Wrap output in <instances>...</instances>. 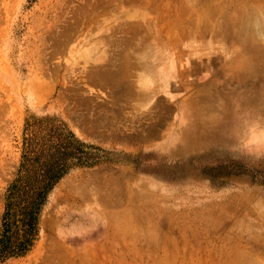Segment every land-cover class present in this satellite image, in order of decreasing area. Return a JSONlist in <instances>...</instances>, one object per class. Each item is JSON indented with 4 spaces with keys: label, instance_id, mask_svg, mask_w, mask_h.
<instances>
[{
    "label": "rangeland",
    "instance_id": "rangeland-1",
    "mask_svg": "<svg viewBox=\"0 0 264 264\" xmlns=\"http://www.w3.org/2000/svg\"><path fill=\"white\" fill-rule=\"evenodd\" d=\"M41 119L96 161L0 264H264V0H0V237Z\"/></svg>",
    "mask_w": 264,
    "mask_h": 264
},
{
    "label": "trees",
    "instance_id": "trees-1",
    "mask_svg": "<svg viewBox=\"0 0 264 264\" xmlns=\"http://www.w3.org/2000/svg\"><path fill=\"white\" fill-rule=\"evenodd\" d=\"M65 123L35 120L26 125L23 160L6 194L0 256L24 255L33 245L40 211L49 193L78 164L95 162Z\"/></svg>",
    "mask_w": 264,
    "mask_h": 264
},
{
    "label": "bare ground",
    "instance_id": "bare-ground-1",
    "mask_svg": "<svg viewBox=\"0 0 264 264\" xmlns=\"http://www.w3.org/2000/svg\"><path fill=\"white\" fill-rule=\"evenodd\" d=\"M82 183V182H81ZM63 187H66L64 190V193L62 194V198L64 199H70V198H74V199H78V193L76 192V190L78 189V184L73 182V184H67L65 183ZM83 194V193H82ZM87 194V193H86Z\"/></svg>",
    "mask_w": 264,
    "mask_h": 264
}]
</instances>
